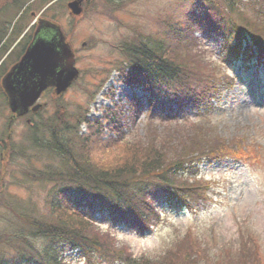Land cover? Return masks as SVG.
<instances>
[{"label":"rangeland","instance_id":"obj_1","mask_svg":"<svg viewBox=\"0 0 264 264\" xmlns=\"http://www.w3.org/2000/svg\"><path fill=\"white\" fill-rule=\"evenodd\" d=\"M70 1L26 0L28 9L24 14L22 9L15 7L0 13V32L5 31L2 34L7 42L6 48L0 50V84L11 67L20 61L27 47L25 38L33 35L40 18L60 26L65 41L73 49L75 67L79 71V76L64 93L56 96L53 90L45 92L37 101L39 107L35 112L10 125V113L4 110L0 94V264H18L20 260L19 264H37L29 246L18 235L22 234L35 249L49 243L48 239L32 237L29 224L52 222L53 219L49 196L60 185L40 179L42 172L63 170L61 159L49 148L40 147L49 145L52 130L66 122L70 124L69 131L78 132L80 136L86 132L80 125L83 116L99 118L102 107L112 105L111 109L120 114L122 124L131 127L127 141L150 133L146 131L148 93L141 88L118 84L117 68L126 62L128 55L123 54V50L127 44L136 43L142 37L159 36L163 23L169 19L184 27L190 10L189 0H84L82 13L74 17L67 9ZM4 3L7 2L0 0V5ZM224 42L223 38L212 34L202 41L209 48L207 57L218 62L233 77V86L223 89L211 104L199 109L188 103L183 108L179 103L166 102L165 106L170 107L171 112L183 111L180 119L213 126L222 139L247 138L246 149L253 150L245 151L250 154L248 157H241L234 151L228 159L202 164L197 173L212 182V200L191 211L171 206L162 197L157 206L167 217L156 221L152 230L133 231L125 222L112 220L93 206V219L104 230L113 232L121 244L126 247L129 244L135 258L156 259L178 241L187 242L190 248L185 250H190L191 254L199 250L200 257H196L194 263L198 264L199 260L206 261L205 257L216 256L220 249H234L241 241V233L247 232L258 244L264 264V65H258L251 58L228 60L223 51ZM103 82L106 83L100 90ZM131 99H134L133 104ZM113 104L120 107L114 109ZM137 104L145 108L135 114L133 107ZM154 122L152 128L161 125L157 118ZM177 123L172 121L164 125L173 127ZM35 125L38 126L36 141L40 146L33 145L30 138L29 129ZM58 134L66 133L59 129ZM77 135L74 134L73 149L78 147ZM160 135L163 137L162 132H152L150 137L162 138ZM240 147L241 144H237V149ZM124 150L121 146L112 147L106 153L100 149V152L102 156L108 154L109 161H116L117 157H124ZM92 161L98 163L95 157ZM57 246L61 248L63 244ZM72 253L66 252L71 264H87L78 251ZM186 262L192 264L193 257Z\"/></svg>","mask_w":264,"mask_h":264},{"label":"trees","instance_id":"obj_2","mask_svg":"<svg viewBox=\"0 0 264 264\" xmlns=\"http://www.w3.org/2000/svg\"><path fill=\"white\" fill-rule=\"evenodd\" d=\"M3 1L7 3L0 5V13L8 7L22 9L23 14L28 9L26 0ZM188 3L190 10L184 27L169 19L163 23L159 36L142 37L136 43L127 44L123 50V54L128 55L126 62L117 68L118 84L142 87L153 98L149 99L147 111L146 131L150 133L127 141L131 127L122 124L120 114L111 109L112 105L102 107L99 118L83 116L80 125L86 132L80 136L78 132L71 133L70 124L63 122L52 130L46 146L37 143L38 126L29 129L32 144L49 148L61 159L63 168L58 172H42L40 177L55 186L60 185L49 196L52 222L29 224L32 237L48 239L49 243L35 249L22 234L18 235L29 246L37 264H71L66 252L73 254L74 251L82 254L87 264H187L192 257L194 264L196 257H200L199 250L191 254L190 250H185L189 247L187 242L177 241L156 259L134 258L129 246L118 244L112 233L93 220L91 213L96 206L99 213L125 222L133 231H148L160 221L157 201L162 197L171 206L189 210L205 204L208 183L197 177V169L203 162L232 157L234 151L247 157L249 153L245 151L253 150L246 149L248 144L243 139H222L213 126L188 119L177 120L176 114L165 113L169 109L165 103L177 101L182 106L188 102L200 107L211 103L221 89L231 85L229 74L207 57L208 49L202 41L210 34L224 39L223 50L229 59L254 48L256 54L264 58V0H189ZM4 32H0L1 52L7 46ZM13 32L14 29L10 36ZM198 33L204 36L198 37ZM25 41L28 46L32 36ZM130 102L133 104L134 99ZM113 105L114 109L120 107ZM140 107L139 104L133 107L135 114L141 112L143 107ZM154 118L161 122L156 129L152 128ZM172 121L178 123L173 127L164 125ZM59 129L66 134L60 136ZM152 132H162L163 137L151 138ZM74 134L79 138L76 149H73ZM172 141H176L175 144L171 145ZM238 141L244 144L243 148L237 149ZM121 146L125 149L124 157H117L116 161H109V155L102 156L100 152V149L106 153L112 147ZM94 157L98 163L92 161ZM85 202H90V206ZM246 234L241 233V241L236 245L238 250H234L236 247L227 251L220 249L216 256L196 263L263 264L258 244ZM58 243L70 248H60Z\"/></svg>","mask_w":264,"mask_h":264},{"label":"water","instance_id":"obj_3","mask_svg":"<svg viewBox=\"0 0 264 264\" xmlns=\"http://www.w3.org/2000/svg\"><path fill=\"white\" fill-rule=\"evenodd\" d=\"M82 1L67 4L73 16L81 14ZM77 77L75 57L61 29L40 20L31 44L3 78L2 87L11 111L20 117L29 112L47 88L52 87L57 95H61Z\"/></svg>","mask_w":264,"mask_h":264}]
</instances>
